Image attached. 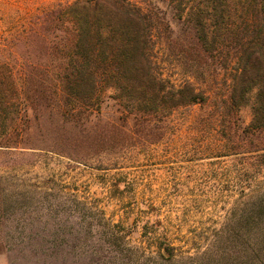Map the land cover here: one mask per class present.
I'll return each instance as SVG.
<instances>
[{
    "label": "trees",
    "instance_id": "trees-1",
    "mask_svg": "<svg viewBox=\"0 0 264 264\" xmlns=\"http://www.w3.org/2000/svg\"><path fill=\"white\" fill-rule=\"evenodd\" d=\"M170 2L185 19L178 35L154 9L134 0L59 3L32 17L22 33H11V48L23 60L25 99L35 114L40 106L47 111L53 107L55 129L36 145L30 134L18 131V87L13 72H5L0 63V129L8 118L14 121L13 132L5 131V138L0 133V148L41 150L86 166L101 164L105 156L131 148L136 136L146 145L159 143L164 136L160 124L172 122L179 111L212 106L216 111L199 121L201 128L217 127L224 145L216 149L227 148L225 156H249L260 174L264 0ZM158 44L183 68L182 79L169 75L167 60L156 52ZM222 72L227 76L224 88L215 89L212 83ZM107 100L122 107L118 122L102 118ZM247 105L252 121L240 129V111ZM252 194L245 239L236 229L222 228L195 264H264V191ZM4 240L16 241L12 235ZM73 251L71 260L78 256ZM165 251L175 256L173 247Z\"/></svg>",
    "mask_w": 264,
    "mask_h": 264
},
{
    "label": "rangeland",
    "instance_id": "rangeland-1",
    "mask_svg": "<svg viewBox=\"0 0 264 264\" xmlns=\"http://www.w3.org/2000/svg\"><path fill=\"white\" fill-rule=\"evenodd\" d=\"M73 1L0 0V63L14 74L18 131L30 134L32 145L42 135H53L55 110L40 106L35 114L30 108L23 60L11 48V33H22L43 10ZM134 1L154 9L175 35L181 33L185 19L170 0ZM163 51L158 44L156 52L167 60L169 75L182 79L183 68ZM226 77L222 72L213 88H224ZM122 111L107 100L102 118L118 122ZM212 111V106L181 110L172 122L160 124L164 136L159 143L146 145L136 136L131 148L105 156L101 164L0 148V264H195L222 228L236 229L244 240L248 197L264 191V167L259 174L249 156H225L227 148L218 150L224 145L221 131L199 124ZM251 121L247 105L238 126ZM13 122L8 118L2 126V137L13 132ZM108 223L120 226L112 229ZM7 235L16 241L5 242ZM167 246L174 248L173 258ZM72 250L78 258L71 260Z\"/></svg>",
    "mask_w": 264,
    "mask_h": 264
}]
</instances>
